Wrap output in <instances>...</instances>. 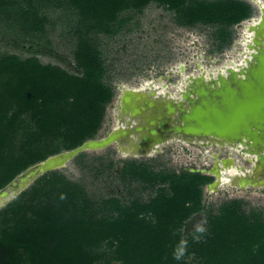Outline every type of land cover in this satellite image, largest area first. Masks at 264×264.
<instances>
[{"label": "trees", "instance_id": "trees-1", "mask_svg": "<svg viewBox=\"0 0 264 264\" xmlns=\"http://www.w3.org/2000/svg\"><path fill=\"white\" fill-rule=\"evenodd\" d=\"M51 0H0V31L42 40ZM78 16L77 73L28 58L0 54V191L29 168L95 139L116 96L97 37L115 36L128 11L155 3L184 28L215 27L218 51L231 47L234 28L257 9L245 0H54ZM87 154L74 162L83 172ZM95 178L114 175L116 190L94 198L83 181L61 171L40 177L0 210V264H264V214L241 199L209 212L206 230L189 220L205 210L201 172L158 170L156 160L103 158ZM151 193L147 200L141 195ZM184 231V232H183ZM193 231V232H192ZM190 232H192L190 234Z\"/></svg>", "mask_w": 264, "mask_h": 264}, {"label": "rangeland", "instance_id": "rangeland-1", "mask_svg": "<svg viewBox=\"0 0 264 264\" xmlns=\"http://www.w3.org/2000/svg\"><path fill=\"white\" fill-rule=\"evenodd\" d=\"M245 1L252 4L257 13L234 28L233 44L221 52L218 51L219 42L214 37L215 27H181L176 24L173 13L155 3L142 12L124 13L121 16L124 19L122 29L115 36H98L97 41L108 69L106 81L115 87L116 96L107 108L103 128L95 139L105 138L119 126L125 128L137 124L136 119H130V123H127L125 116L120 114L119 107L125 89L151 87L158 94L179 99L180 91L193 83V79L203 76L205 81H213L219 75L227 76L228 71L235 70L237 65L239 68L246 67L248 60H252V54L258 53L250 40L253 32L248 27L255 17L262 15L264 0ZM44 11L48 22L42 40L25 39L21 46H16V37L10 36L8 31H0V54L28 58L34 51L40 50L43 54L38 55V58L43 64L58 65L70 73H77L74 60L76 37L72 32L78 21L77 13L66 2L54 0L44 5ZM126 123L129 125L126 126ZM243 140L247 144L240 145L249 149L248 144L252 141ZM237 146H214L173 139L168 144L159 145L149 155H130L120 151L119 143H114L102 150L85 152L87 157L82 163L88 167V171L83 172L74 160L58 171L70 180L83 181L91 195L98 199L116 190L120 184L114 175L105 174L95 178L93 167L99 165L96 158H103L105 162L112 160L117 167L121 166V161L130 159L156 160L153 164L157 165L158 170L196 171L216 181L213 170L217 164L222 167L224 160H232V167L242 173L252 169V160L256 155L240 152ZM220 172L222 178H226L228 167H222ZM210 185L204 188L205 210L189 220L192 230H206L209 212L217 211L224 201L231 199H241L248 210L255 209L264 214V183L245 187L225 185L223 182L217 186ZM150 194L147 192L141 197L147 200Z\"/></svg>", "mask_w": 264, "mask_h": 264}, {"label": "water", "instance_id": "water-1", "mask_svg": "<svg viewBox=\"0 0 264 264\" xmlns=\"http://www.w3.org/2000/svg\"><path fill=\"white\" fill-rule=\"evenodd\" d=\"M260 25L264 26V9ZM251 28L256 29V27ZM249 47L252 48L250 45ZM252 57L254 61L257 60L254 69L249 66L242 67L239 71L230 69L227 76L219 75L213 81H205L203 76L193 79V83H189L187 88L180 91L181 98L179 99L158 94L157 90L152 88L150 97H165L169 100L166 102L165 117L160 114L158 117L145 119V124H142L138 116L136 118L131 116L137 121L135 126L113 129L105 138L88 140L73 150L61 152L36 164L22 173L19 179L16 178L6 189L0 191V210L26 191L40 177L65 168L69 162L87 151L102 150L114 143H119V149L123 153L140 154L134 152L151 147L160 140L163 141L160 139L161 133L169 135L173 133L181 139H184L185 135L188 140L220 138L233 141L238 139L237 141L243 145L247 143L242 138L251 140L252 142L248 144L249 149H243L244 151L241 152L256 155L252 160L251 171L254 173L260 171L259 165L264 164V54L253 53ZM250 62L248 60V63ZM142 90L125 89L123 93L126 92V94L123 95L124 98L121 97L123 104L129 103L132 95L139 101L143 100L145 93H142ZM195 94L197 99L193 96ZM148 100L150 101L146 102L145 107L157 112L159 105H156L155 99L149 98ZM177 113L179 114L178 119L172 125L170 119ZM126 145H132L135 151L132 153L127 152L130 149L123 150ZM253 145L260 146L263 150L253 151ZM259 175L246 176L238 185L241 187L263 185V174H261L263 178L260 181L253 180L254 176ZM212 185L217 186L218 179Z\"/></svg>", "mask_w": 264, "mask_h": 264}, {"label": "bare ground", "instance_id": "bare-ground-1", "mask_svg": "<svg viewBox=\"0 0 264 264\" xmlns=\"http://www.w3.org/2000/svg\"><path fill=\"white\" fill-rule=\"evenodd\" d=\"M260 23H261V16L255 17L252 20V23L249 25L248 29L253 32V38L250 39V40L252 41V44L255 45V47H254V49L256 50L255 52H258V53L261 52L262 54H264V26H261ZM251 27H256V29L252 30ZM247 47H249V45H247ZM242 65L244 66L246 64H242ZM255 65H257V60L254 61V59H252L251 62L247 66L252 67V69H254L256 67ZM249 67H248V69H250ZM239 69H240L239 65H237L235 67V70L239 71ZM149 86H151V85L149 84ZM151 89H152L151 87L150 88L147 87V88H144L142 90V93H145V96L143 97V100H141V101L137 100V97H135L134 95H132L129 103L123 104V102L121 100L120 110H121L122 114L128 120H130V119H132L134 117L136 118L138 116L139 122L142 123V124H145V121H146L145 119H149V118H152V117H158L160 114L163 117L166 116V113H167L166 102L169 101V100L166 99L165 97H162V98H157V97H153L152 98V97H150L151 96V92H150ZM125 94H126V92H124L122 94V98H124L123 95H125ZM193 96H195V98L197 99V95L196 94L193 95ZM149 98L150 99H155L156 105L160 106V109H159V106H158V109H156L157 112L156 111L154 112V111L150 110L149 107H147V106L145 107L146 102L150 101V100H148ZM217 100H219V99H217ZM138 107H141V108H139L140 110L138 109ZM187 107L188 106H186V109H188ZM142 108H144V109H142ZM138 110L141 111V112H139ZM131 116H133V117L131 118ZM178 116H179V114L177 113V114L174 115V117H172L170 119V122H172L171 123L172 125L176 122V120L178 119ZM160 137H161L160 139H163V141L160 140V141H158V143H155L152 146L148 145V146H151V147H145L142 151L136 150V152H134V153L138 152L140 154H135V155H149V154L153 153L157 149V147H159V145L168 144L169 141H171L173 139H181L180 136H174L173 133H172V135H169L168 133H166V134L161 133ZM183 137H184V139H181V140L184 141V142H191V141L194 142L195 141L197 143L205 144V145H208V144H211V145H214V146L215 145H219V146L229 145L231 147H235V146H237L239 144L237 146V148L239 149L240 152L244 151L243 149H245L244 147H242L240 145V141H237L238 139L237 140H233V141H232V139H220V138H208V139H205V140H193V139L188 140L185 135ZM158 139H159V137H158ZM242 139H244V138H242ZM126 149H130V151L128 150L127 152L135 151V148H133L132 145L124 146L123 150H126ZM252 149H253V151L254 150L255 151L263 150L260 146L256 147L254 145H253ZM251 154H253V153H251ZM232 164H233L232 160H224L223 161L222 167H228V172L226 173V178H222V174L220 172L222 170V167H219L218 164L216 165L214 173L216 174V177L218 179V185L221 184L222 182L225 185L226 184L238 185L241 182H243V179L246 176H251L252 174L253 175L260 174L257 177L254 176V178H253L254 181H260L263 178V175H264V164L263 165H259L258 168L260 169V171H256V173L252 172L251 170L249 172H243L242 173L238 169H234L232 167ZM228 165H230V167ZM261 174H263V175H261Z\"/></svg>", "mask_w": 264, "mask_h": 264}, {"label": "flooded vegetation", "instance_id": "flooded-vegetation-1", "mask_svg": "<svg viewBox=\"0 0 264 264\" xmlns=\"http://www.w3.org/2000/svg\"><path fill=\"white\" fill-rule=\"evenodd\" d=\"M124 91V90H123ZM121 106V105H120ZM119 111H120V114H121V116H123L124 117V115L122 114V112H121V110H120V107H119ZM124 119L126 120V122H128L129 120L126 118V117H124ZM128 124L126 123V126H127ZM118 128H123L122 126H119ZM116 129V128H115ZM214 170H215V168H214ZM213 170V171H214ZM215 177H216V174H215Z\"/></svg>", "mask_w": 264, "mask_h": 264}]
</instances>
